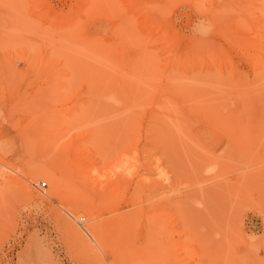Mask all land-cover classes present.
I'll use <instances>...</instances> for the list:
<instances>
[{"label": "rangeland", "instance_id": "rangeland-1", "mask_svg": "<svg viewBox=\"0 0 264 264\" xmlns=\"http://www.w3.org/2000/svg\"><path fill=\"white\" fill-rule=\"evenodd\" d=\"M0 264H264V0H0Z\"/></svg>", "mask_w": 264, "mask_h": 264}, {"label": "bare ground", "instance_id": "bare-ground-1", "mask_svg": "<svg viewBox=\"0 0 264 264\" xmlns=\"http://www.w3.org/2000/svg\"><path fill=\"white\" fill-rule=\"evenodd\" d=\"M151 24V23H150ZM106 100H108V99H112V98H110V97H107V96H105L104 97ZM73 207V206H72ZM76 209V208H75ZM153 214V213H152ZM71 217V219L73 220V221H76V222H78L74 217H72V216H70ZM62 221V223H61V225H63V227L65 228V231L68 233V235L69 236H71V238H73V239H76L77 240V238L76 237H79L78 235H79V232L75 229V227H73V225H71L69 222H67L66 220L65 221H63L64 219H61ZM79 224V223H78ZM82 225V224H81ZM91 238V237H90ZM80 241V240H79ZM81 242V241H80ZM80 242H78V243H80ZM81 244H83V243H81ZM84 245V244H83ZM85 245H87V244H85ZM89 246V245H88ZM88 246H86V247H88ZM81 247H84V246H81ZM90 248V247H89ZM186 249V248H185ZM88 250V249H87ZM90 250V249H89ZM92 252V251H91ZM90 253V252H89ZM91 254V253H90ZM90 254H89V256H90ZM93 255V254H92ZM84 258V257H83ZM86 259H87V257H86Z\"/></svg>", "mask_w": 264, "mask_h": 264}, {"label": "built area", "instance_id": "built-area-1", "mask_svg": "<svg viewBox=\"0 0 264 264\" xmlns=\"http://www.w3.org/2000/svg\"><path fill=\"white\" fill-rule=\"evenodd\" d=\"M39 188L42 189V190H45L47 188V185L45 182H40L39 183Z\"/></svg>", "mask_w": 264, "mask_h": 264}]
</instances>
